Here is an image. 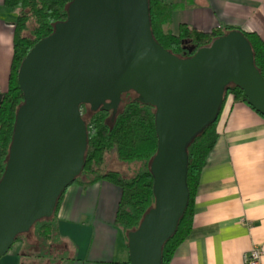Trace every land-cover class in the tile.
Segmentation results:
<instances>
[{
    "label": "water",
    "instance_id": "water-1",
    "mask_svg": "<svg viewBox=\"0 0 264 264\" xmlns=\"http://www.w3.org/2000/svg\"><path fill=\"white\" fill-rule=\"evenodd\" d=\"M17 81L23 101L0 178V257L53 214L80 173L88 144L81 104L114 117L122 93L133 90L155 107L154 204L127 232L130 264L162 263L188 201L187 144L216 118L226 86H239L264 116V76L247 37L230 29L179 56L153 36L148 0H71L66 18L23 57Z\"/></svg>",
    "mask_w": 264,
    "mask_h": 264
},
{
    "label": "crops",
    "instance_id": "crops-1",
    "mask_svg": "<svg viewBox=\"0 0 264 264\" xmlns=\"http://www.w3.org/2000/svg\"><path fill=\"white\" fill-rule=\"evenodd\" d=\"M178 2L172 12L174 32L186 22L204 30L233 26L264 39V0ZM17 14V6L0 0V103L8 85ZM120 193L108 180L67 187L57 213L58 230L72 251L61 264H128L125 235L114 225ZM253 247L261 250L264 264V116L246 102L230 101L201 169L192 228L169 264H244V254Z\"/></svg>",
    "mask_w": 264,
    "mask_h": 264
},
{
    "label": "trees",
    "instance_id": "trees-1",
    "mask_svg": "<svg viewBox=\"0 0 264 264\" xmlns=\"http://www.w3.org/2000/svg\"><path fill=\"white\" fill-rule=\"evenodd\" d=\"M70 1L5 0L8 6L18 7V14L14 20L13 51L8 68V85L0 103V178L5 169L16 110L23 101V94L17 81L18 68L34 43L49 35L57 21L66 18ZM148 1L151 30L155 39L163 47L179 56H188L197 47L209 44L215 37L230 29H238L249 40L255 65L264 76V39L257 32L222 25L215 26L211 30H204L186 22H181L178 30L174 32L171 28L172 12L177 8L178 2L174 0ZM191 45L195 47L192 51L189 50ZM127 94V91L122 93V101L114 117H112L111 110L101 108L92 110L88 104H81V115L87 125L88 144L84 165L72 183L87 186L99 180H108L121 188L114 225L124 233L128 251L127 232L138 226L144 213L154 204L150 161L156 152L158 139L155 129V107L136 100V93L135 95ZM230 101H243L250 105L239 86L233 83L228 84L216 118L207 122L187 144L188 201L174 233L163 244L161 264H169L176 247L192 228L196 189L201 169L218 138L222 111ZM107 152H113L119 159L137 162L139 165L132 175L125 176L119 170L106 168L104 159ZM67 187L59 195L53 214L37 219L33 223L29 230L33 233L31 238L33 242H28L26 236V239L22 237L26 234L25 232L16 236L14 243L21 242L24 254H30L28 250L31 251L34 244L41 243L40 239L43 242H57L61 239L57 213ZM44 248H47L46 245ZM65 254L60 255L59 252L61 259L65 257ZM44 255H46L45 251L35 254L42 258H56L55 255L54 258L48 256L49 252L46 256ZM126 261L130 264L128 259Z\"/></svg>",
    "mask_w": 264,
    "mask_h": 264
},
{
    "label": "rangeland",
    "instance_id": "rangeland-1",
    "mask_svg": "<svg viewBox=\"0 0 264 264\" xmlns=\"http://www.w3.org/2000/svg\"><path fill=\"white\" fill-rule=\"evenodd\" d=\"M175 1V0H174ZM178 2V0H177ZM179 2H178V6H179ZM127 95H135V93L133 91L129 92L127 91ZM122 101V100H121ZM120 101V102H121ZM87 110V109H86ZM106 168H113L116 170H119L120 172H122L125 176H130L134 173L136 167L139 165L137 162H130V161H124L118 158V156L113 153V152H107L106 153V157L104 159ZM111 182V181H110ZM26 234L23 235L22 237L25 238L28 237V242H31L33 240L29 239L30 237H33L32 231H28L25 232ZM41 243H38V245L34 244L33 247L31 248V251L28 250V252H30V254H24L22 252V247H21V242H15L13 243V245L10 247V249L0 257V264H55V263H60L61 264V257L59 256V252L60 255H64L65 257H69L71 255V246L66 245L68 242V240H66L65 238H61L60 240H58L57 242H43L42 239ZM59 242L61 244H59ZM46 243V244H45ZM125 244H126V238H125ZM46 245L47 248H44V246ZM61 245V246H60ZM49 252L50 257H53L55 255L56 258L52 259V258H47V257H38L35 256V254H39V252ZM27 253V252H26ZM56 254H58L56 256ZM44 255V256H46ZM53 262V263H52ZM62 264H72L71 261H64Z\"/></svg>",
    "mask_w": 264,
    "mask_h": 264
},
{
    "label": "built area",
    "instance_id": "built-area-1",
    "mask_svg": "<svg viewBox=\"0 0 264 264\" xmlns=\"http://www.w3.org/2000/svg\"><path fill=\"white\" fill-rule=\"evenodd\" d=\"M261 250L253 247L251 250L246 252L243 256L244 264H261L260 261Z\"/></svg>",
    "mask_w": 264,
    "mask_h": 264
},
{
    "label": "flooded vegetation",
    "instance_id": "flooded-vegetation-1",
    "mask_svg": "<svg viewBox=\"0 0 264 264\" xmlns=\"http://www.w3.org/2000/svg\"><path fill=\"white\" fill-rule=\"evenodd\" d=\"M33 234V233H32ZM26 239V238H25ZM29 239H31V237L29 238ZM31 242H33V241H31ZM53 263V262H52ZM55 264H59L58 262L57 263H55Z\"/></svg>",
    "mask_w": 264,
    "mask_h": 264
},
{
    "label": "bare ground",
    "instance_id": "bare-ground-1",
    "mask_svg": "<svg viewBox=\"0 0 264 264\" xmlns=\"http://www.w3.org/2000/svg\"><path fill=\"white\" fill-rule=\"evenodd\" d=\"M122 99V98H121ZM121 101V100H120Z\"/></svg>",
    "mask_w": 264,
    "mask_h": 264
}]
</instances>
